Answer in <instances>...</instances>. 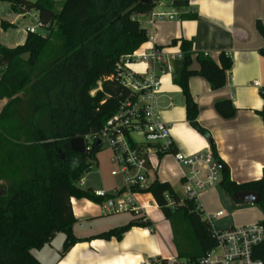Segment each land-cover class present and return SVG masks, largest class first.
I'll return each mask as SVG.
<instances>
[{
  "label": "trees",
  "instance_id": "trees-1",
  "mask_svg": "<svg viewBox=\"0 0 264 264\" xmlns=\"http://www.w3.org/2000/svg\"><path fill=\"white\" fill-rule=\"evenodd\" d=\"M55 2L60 3L58 10ZM0 3H8L15 14L34 11L46 31L45 35L27 34L24 43L13 49L0 45V100H8L0 113V264H39L31 252L49 246L57 234L64 235L58 253V260H62L80 242L72 232L76 220L71 199L103 202L91 190L78 187L83 172L91 167L87 161L94 159L100 146L82 155L71 151L69 141L99 134L121 106L137 101L138 95L116 80L117 69L147 42L139 18L154 4L151 0L149 4L138 0ZM186 5L187 0L176 3ZM1 26L5 29L3 23ZM256 27L264 37V28L259 23ZM177 44L181 58L174 64L171 82L184 98L188 127L209 140L197 123L198 107L190 97L187 82L200 77L212 91L220 90L231 60L221 54L215 63L207 55L194 53L191 41L173 40L170 45ZM259 54L264 57V48ZM193 63L197 69L192 68ZM260 96L264 101V92ZM22 104L28 116L19 125L13 115L15 107ZM214 110L224 120L235 115L229 100L216 102ZM256 115L264 123V105ZM210 150L213 159L221 163L213 143ZM218 186L231 200L237 192H257L258 205L264 211V171L258 181L240 185L230 181L226 171ZM137 191L149 194L169 223L179 258L195 261L215 247L194 199L180 202L168 183L156 179ZM259 225L264 227V220ZM132 228L150 229L152 224L133 219L95 238L120 240ZM252 255L264 263V240L253 248Z\"/></svg>",
  "mask_w": 264,
  "mask_h": 264
},
{
  "label": "crops",
  "instance_id": "crops-1",
  "mask_svg": "<svg viewBox=\"0 0 264 264\" xmlns=\"http://www.w3.org/2000/svg\"><path fill=\"white\" fill-rule=\"evenodd\" d=\"M153 4V9L157 11L167 9L165 3L159 0ZM181 7L177 20L159 23L153 31L144 23L143 17L139 18L141 28L146 32L147 42L137 53L153 49L165 55H176L180 53L178 44L174 47L170 44L173 40L184 39L192 42L194 53L207 55L215 63H218L221 54L230 58L231 67L226 71V83L220 90L212 91L209 84L200 77L189 78L187 82L190 97L198 107L197 123L208 133L209 140L188 127L184 98L180 89L171 82L172 73H161L160 67L151 62L144 63V67L138 68L140 72L149 69L160 80L159 93L153 106L161 121L170 129L174 144L173 153L185 156L198 152L211 153L209 145L211 142L214 144L217 157L228 171L230 181L238 185L258 181L264 171V123L256 115V111L264 105L260 96L264 88L258 90L250 85L253 81H259L264 86V57L259 54L264 48V37L256 27L259 23L264 28V0H187V5ZM35 15L34 11L15 14L10 11L8 3H0V45L8 49L21 46L27 36L24 29L31 27L25 19L31 20ZM1 23L5 25V29ZM192 68L197 69V65L193 63ZM224 100H229L235 108V115L230 120L222 119L214 110V104ZM7 103V99L0 100V113ZM173 153L153 158L152 172L154 179L168 183L179 198L176 188L182 189L181 178L185 170L176 163ZM149 183L144 182V185L147 186ZM83 184L84 179L82 185L78 187L81 188ZM120 189L122 187L89 186L85 190L92 192L101 190L114 195ZM137 198L141 204L143 201L147 202L143 205L153 204L154 207L152 206L148 213L150 222V217L155 213L161 215L149 194H141ZM71 205L79 229H83L81 225L83 220L105 216L96 204L84 199H72ZM159 220L161 222L156 227L152 224L150 229L132 228L120 240L111 238L107 241L95 237L113 228L125 226L131 220L117 224L104 232L92 233L89 228L82 236L77 234L75 223L72 232L80 242L75 244L62 260H58L61 249L51 247L54 239L49 246L36 252L48 249L47 258L50 264L153 262L155 258L164 259L172 256L164 255L159 242V245L151 243L155 233L163 240L172 242L169 223L162 215L159 216Z\"/></svg>",
  "mask_w": 264,
  "mask_h": 264
},
{
  "label": "built area",
  "instance_id": "built-area-1",
  "mask_svg": "<svg viewBox=\"0 0 264 264\" xmlns=\"http://www.w3.org/2000/svg\"><path fill=\"white\" fill-rule=\"evenodd\" d=\"M159 1L165 3L166 10L157 11L152 8L147 15L143 16L144 23L151 31L159 23L177 20L178 10L182 8L176 6L180 0ZM32 20L36 25L26 27L24 29L26 34H35L37 29H44V26L37 20V14L31 17ZM137 51L125 58L123 65L118 66L116 75V80L121 86L138 95L137 101L125 103L117 114L106 122L99 134L86 136L82 140L86 145L87 153L93 146H96L98 141L101 143L100 146L106 144L110 148L112 152L110 162L115 166V171L111 172V176H119L123 182L122 189L114 195L101 190L93 191L95 198L103 200L101 204H96L102 214L129 213L135 218L141 217L140 219L144 222L150 219L146 209L138 201L137 197L141 194L137 190L146 187L144 178L147 170L154 171L152 159L159 155L172 154L174 144L170 129L161 121L153 106L156 95L159 93L160 80L149 69L140 72L139 69H133V67L142 68L144 63L151 62L160 67L161 73L171 74L181 54L165 55L153 49L140 53ZM250 86L258 90L264 88L259 81H253ZM173 157L176 163L185 170L181 178L183 200L194 199L196 203L201 191L219 184L221 173L211 153L198 152L189 156L173 153ZM82 183L83 179L78 185ZM165 199L170 202L168 197ZM198 210L201 212L199 207ZM223 216L222 211L206 219L202 215L215 240V247L202 258L181 262V258L174 254L164 259L159 257L157 261L160 260L162 264H264L252 255L253 248L264 240V227L254 224L214 231L211 222ZM154 263L156 260L138 262V264Z\"/></svg>",
  "mask_w": 264,
  "mask_h": 264
},
{
  "label": "rangeland",
  "instance_id": "rangeland-1",
  "mask_svg": "<svg viewBox=\"0 0 264 264\" xmlns=\"http://www.w3.org/2000/svg\"><path fill=\"white\" fill-rule=\"evenodd\" d=\"M35 1V0H32ZM152 2H157V0H151ZM55 9L58 10L60 7L59 2H55ZM26 23H29L31 26H35V21L29 20V18L25 19ZM37 33L41 35H45L46 31L37 29ZM133 69H138L137 67H133ZM93 95V93H91ZM18 97H23V94H19ZM28 113L26 112L25 105L16 106L14 109V119L18 122L19 125H23L25 122ZM99 152L95 155L93 160H88L87 163L91 165L88 172H83L82 179H84V184L81 189H88L89 186L99 187H113L118 188L123 186L122 179L119 176L112 177L111 172L115 171V166L110 162L112 157V152L110 148L106 144H103L99 147ZM154 179V173L150 170H147V174L145 175L144 182L149 183ZM176 192L179 196V201H183V191L179 187L176 188ZM143 195V194H142ZM147 203L146 201L142 202V205ZM153 206V204H151ZM196 205L200 207L203 217L206 219L214 215L218 211H222L224 216L219 219H215L211 222V227L214 231H221L224 229L232 228V227H243L250 226L254 224H259L262 220H264V211H262L261 207L257 205H236L231 200L230 196L226 194L217 184L204 189L200 192L196 199ZM159 211V210H158ZM157 212V211H156ZM144 215V214H142ZM145 216V215H144ZM160 214H154L151 218V224L158 226L161 222L159 220ZM141 218V217H140ZM140 218H135L129 213H121L115 215H105L99 219H87L83 220L81 225L83 229L78 228V223L75 225V230L79 236L84 235L90 228L89 231L92 233L104 232L110 228H113L117 224L129 221V220H141ZM150 221V220H148ZM185 227V226H184ZM183 227V230L185 231ZM156 229V228H155ZM157 231V230H156ZM64 241L63 234H57L54 237L52 242V248H57V250L61 249L62 242ZM161 244L164 255H173L176 250L173 246L172 242L167 240H163L160 236H153L151 243L152 245ZM174 249V250H173ZM48 249L43 250L41 252L32 251L31 254L33 257L40 262V264H50L48 256ZM145 256V255H144ZM145 258V257H144ZM146 259V258H145ZM154 264H161L160 260ZM181 262H186V259L181 258ZM151 262V261H150Z\"/></svg>",
  "mask_w": 264,
  "mask_h": 264
},
{
  "label": "water",
  "instance_id": "water-1",
  "mask_svg": "<svg viewBox=\"0 0 264 264\" xmlns=\"http://www.w3.org/2000/svg\"><path fill=\"white\" fill-rule=\"evenodd\" d=\"M143 4H149V0H138ZM100 142L96 143V147L100 146ZM211 142H209V145ZM69 147L72 152L78 154H86L87 149L84 141L81 138H74L69 141ZM220 173L223 174L227 171L226 167L222 163H217ZM260 200V195L254 191H241L232 195V201L236 205H257Z\"/></svg>",
  "mask_w": 264,
  "mask_h": 264
},
{
  "label": "bare ground",
  "instance_id": "bare-ground-1",
  "mask_svg": "<svg viewBox=\"0 0 264 264\" xmlns=\"http://www.w3.org/2000/svg\"><path fill=\"white\" fill-rule=\"evenodd\" d=\"M143 207H144V209H146L147 214H148V213L150 212L152 206H150L149 204H145V205H143ZM138 262H139V261H138ZM138 262L136 261L135 264H138Z\"/></svg>",
  "mask_w": 264,
  "mask_h": 264
}]
</instances>
